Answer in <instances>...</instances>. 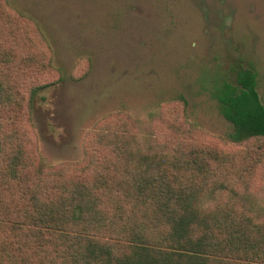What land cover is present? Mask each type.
I'll return each instance as SVG.
<instances>
[{
    "label": "trees",
    "instance_id": "1",
    "mask_svg": "<svg viewBox=\"0 0 264 264\" xmlns=\"http://www.w3.org/2000/svg\"><path fill=\"white\" fill-rule=\"evenodd\" d=\"M24 18L22 39L11 33L6 48L0 38V264H264V226L236 207L213 206L255 180L258 168L243 170L240 154H164L135 135L98 130L80 162H44L19 117L62 79L28 86L53 66L38 49L19 57L25 40L50 48ZM257 80L252 68L239 69L216 90L236 145L264 140Z\"/></svg>",
    "mask_w": 264,
    "mask_h": 264
},
{
    "label": "rangeland",
    "instance_id": "2",
    "mask_svg": "<svg viewBox=\"0 0 264 264\" xmlns=\"http://www.w3.org/2000/svg\"><path fill=\"white\" fill-rule=\"evenodd\" d=\"M24 16L50 48L25 40L19 57L39 50L53 66L35 71L28 86L62 79L19 117L46 164L80 162L98 130L135 135L164 154H240L243 170L258 168L255 180L213 206L238 208L264 226V140L234 144L216 97L239 69L252 68L264 104V0H0L6 48L11 33L23 38Z\"/></svg>",
    "mask_w": 264,
    "mask_h": 264
},
{
    "label": "flooded vegetation",
    "instance_id": "3",
    "mask_svg": "<svg viewBox=\"0 0 264 264\" xmlns=\"http://www.w3.org/2000/svg\"><path fill=\"white\" fill-rule=\"evenodd\" d=\"M243 69H245V68H243Z\"/></svg>",
    "mask_w": 264,
    "mask_h": 264
}]
</instances>
